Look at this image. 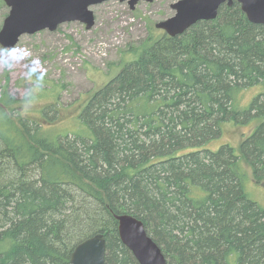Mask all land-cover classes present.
Masks as SVG:
<instances>
[{
  "label": "trees",
  "instance_id": "16d2710c",
  "mask_svg": "<svg viewBox=\"0 0 264 264\" xmlns=\"http://www.w3.org/2000/svg\"><path fill=\"white\" fill-rule=\"evenodd\" d=\"M129 53L86 103L64 108L32 71L26 81L47 86L51 102L0 94V174L11 176L0 181V264H69L97 233L104 264H137L119 241L120 214L142 222L167 264H264V209L245 191L250 176L264 178V27L233 2L174 38L151 29ZM246 124L236 145L219 144L226 127ZM30 167L40 186L11 170ZM66 187L95 205L76 202L69 223L84 225L82 209L107 220L67 245L65 217H53Z\"/></svg>",
  "mask_w": 264,
  "mask_h": 264
},
{
  "label": "rangeland",
  "instance_id": "374dc122",
  "mask_svg": "<svg viewBox=\"0 0 264 264\" xmlns=\"http://www.w3.org/2000/svg\"><path fill=\"white\" fill-rule=\"evenodd\" d=\"M176 1L178 0L139 2L133 10H130L125 2L108 1L90 8L94 14V25L89 30L79 22L64 23L55 31L43 30L32 35H22L13 48L5 49L0 46V94L6 89L9 95L18 98L32 95L33 99L36 97L32 102L38 105L51 102L41 97V91L46 90L47 86H38L31 79L26 81L29 78L28 73L32 71L57 86L60 90L59 102L64 108L71 104L86 103L120 72L125 63L131 61L129 52L136 50L145 41L149 30L152 29L158 35L163 33L155 29L154 25L173 15L170 5ZM8 12L9 8L0 0V29ZM123 59L126 60L125 63L122 62ZM67 126L68 122L64 123L63 127ZM250 126L246 124L226 127L219 144L229 141L236 145L243 134L247 136L251 133ZM3 161L9 163L6 157ZM11 170L24 183L35 181L40 186L43 182L36 167L24 171L15 168ZM257 178L260 179L256 181L250 176L245 191L251 201L264 209V178L260 174ZM6 179H11V176L8 174L6 178L5 174H0V181ZM4 188L8 191L7 186ZM64 189L62 206L53 217L57 221L65 217L63 227L68 229L70 234L69 239L65 240V245L73 237L84 234L85 230L87 232L105 228L104 225L101 226L107 222L103 215H89L84 209L78 212L83 213L82 219L79 220L84 221V225L69 223L80 206L95 205L91 199H85L72 192L71 187ZM5 191L2 192L6 193ZM13 205L15 204L12 200L9 205L11 212ZM70 206L72 212L68 209ZM88 220L91 223H87ZM3 222L4 219L0 218V224ZM56 246L59 248L58 255H64L68 250H62L57 244ZM157 246L163 253L162 248ZM163 256L167 264L164 253Z\"/></svg>",
  "mask_w": 264,
  "mask_h": 264
},
{
  "label": "water",
  "instance_id": "95a60500",
  "mask_svg": "<svg viewBox=\"0 0 264 264\" xmlns=\"http://www.w3.org/2000/svg\"><path fill=\"white\" fill-rule=\"evenodd\" d=\"M108 1L125 2L133 10L139 2L153 0H3L9 12L0 29V46L13 48L22 35L55 31L64 23L79 22L89 30L94 25L90 8ZM233 2L238 3L249 23L264 27V0H178L170 5L173 15L154 27L174 38L198 22L215 20L219 8L231 7ZM115 220L119 241L137 264H166L161 249L141 221L126 214L116 215ZM105 253L104 235L97 233L74 247L69 264H104Z\"/></svg>",
  "mask_w": 264,
  "mask_h": 264
},
{
  "label": "clouds",
  "instance_id": "9594fccd",
  "mask_svg": "<svg viewBox=\"0 0 264 264\" xmlns=\"http://www.w3.org/2000/svg\"><path fill=\"white\" fill-rule=\"evenodd\" d=\"M18 51H22V50H18Z\"/></svg>",
  "mask_w": 264,
  "mask_h": 264
},
{
  "label": "flooded vegetation",
  "instance_id": "af4514ba",
  "mask_svg": "<svg viewBox=\"0 0 264 264\" xmlns=\"http://www.w3.org/2000/svg\"><path fill=\"white\" fill-rule=\"evenodd\" d=\"M97 6V5H96Z\"/></svg>",
  "mask_w": 264,
  "mask_h": 264
}]
</instances>
